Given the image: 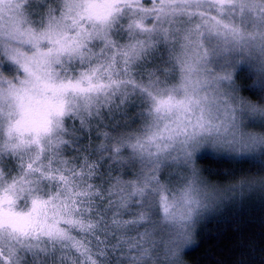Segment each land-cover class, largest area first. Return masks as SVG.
<instances>
[{
	"label": "clouds",
	"instance_id": "obj_1",
	"mask_svg": "<svg viewBox=\"0 0 264 264\" xmlns=\"http://www.w3.org/2000/svg\"><path fill=\"white\" fill-rule=\"evenodd\" d=\"M0 264H264V0H0Z\"/></svg>",
	"mask_w": 264,
	"mask_h": 264
},
{
	"label": "snow or ice",
	"instance_id": "obj_2",
	"mask_svg": "<svg viewBox=\"0 0 264 264\" xmlns=\"http://www.w3.org/2000/svg\"><path fill=\"white\" fill-rule=\"evenodd\" d=\"M169 104H171V101L170 100L169 101H164V100L158 101V109L160 107H163V106H166V105H169ZM200 129H201V131H204L205 130L203 124L200 125ZM172 138H174V137H172ZM185 200L189 204L192 202V198L188 194L185 195ZM163 203H164V206H165V211L167 212L170 206L167 204L166 198L163 200Z\"/></svg>",
	"mask_w": 264,
	"mask_h": 264
}]
</instances>
